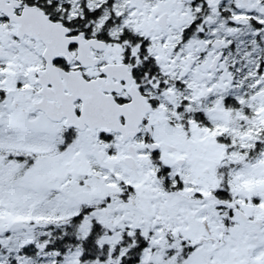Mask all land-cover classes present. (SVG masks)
<instances>
[{"label":"snow or ice","instance_id":"6c2138e0","mask_svg":"<svg viewBox=\"0 0 264 264\" xmlns=\"http://www.w3.org/2000/svg\"><path fill=\"white\" fill-rule=\"evenodd\" d=\"M0 264H264V0H0Z\"/></svg>","mask_w":264,"mask_h":264}]
</instances>
